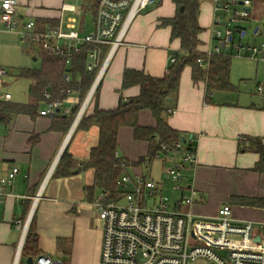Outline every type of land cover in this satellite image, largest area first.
I'll use <instances>...</instances> for the list:
<instances>
[{
  "label": "crops",
  "instance_id": "1",
  "mask_svg": "<svg viewBox=\"0 0 264 264\" xmlns=\"http://www.w3.org/2000/svg\"><path fill=\"white\" fill-rule=\"evenodd\" d=\"M28 1L19 0L21 12H25L23 8ZM213 3V0H204L200 7L198 18L203 29L200 36L203 46L199 48L203 52L215 46L210 39ZM61 8L36 13L31 9L27 11L48 24L58 21ZM175 14L172 0H162L161 4L153 5L136 17L124 46L112 57L84 113L86 117L92 116L97 109L115 110L121 100L139 96L138 86L122 89L125 70L143 71L155 78L168 73L171 60L181 46L178 40H171V31L161 26V20L173 18ZM262 15L264 0H253L249 18L237 26L241 37L246 32L243 26L252 20L257 21ZM77 18L85 23L83 34L93 31L90 14ZM260 33V29H256L255 34ZM232 73V90L208 94L205 83L194 82L192 69L186 67L180 80V92L170 106L175 113L167 120L169 126L180 134L179 149L167 151L165 146L163 150L166 152L158 155L156 163L138 164L147 157L149 143L136 141L132 129L122 128L118 134L117 156L130 163L123 170L124 175L132 179H150L164 194L165 182L155 181L144 173H165V180L171 181L167 178L168 169L178 164L183 155L192 153L194 162L184 165L181 170V190L176 192L174 184L171 187L175 193L169 197L170 207L174 209L184 197H191L193 203L180 209L191 212L197 219L214 220L219 210L228 205L235 222L264 225V95L258 90L256 95L241 92L243 87L232 83ZM77 98L78 95L71 93L54 118L40 115L48 104L44 102L33 116L24 113L13 116L6 123L0 122V178L13 168L19 170L0 203V264L14 263L23 236L16 223L27 221L29 227L33 222L39 236V255L51 257L55 264H99L102 236L99 234L100 239L95 238L92 212H98L95 204L104 193L94 188V172L78 169L68 178L55 173L57 160L66 150L72 159L78 161L81 169L83 162L89 159L91 148L98 144L100 133L97 127L79 129L82 118L75 124L86 97L79 104ZM10 102H14L13 98ZM29 103L30 98L24 105ZM77 105V114L68 130L62 131V125L56 121H67ZM138 124L156 127L149 111L140 113ZM94 243L97 248L91 258L89 251L93 250ZM21 264H26L23 257Z\"/></svg>",
  "mask_w": 264,
  "mask_h": 264
},
{
  "label": "built area",
  "instance_id": "2",
  "mask_svg": "<svg viewBox=\"0 0 264 264\" xmlns=\"http://www.w3.org/2000/svg\"><path fill=\"white\" fill-rule=\"evenodd\" d=\"M84 1L78 8L63 5L58 21L46 24L28 11L21 12L19 0H0V33L17 36L24 51L69 59L82 47H89L86 70L90 73L96 71V75L77 114L76 125L95 95L115 52L124 46L129 28L136 17L157 4L156 0ZM213 2L210 39L215 46L205 52L207 57L230 56V53H234L264 61V44L246 48L235 42L236 34L241 36L242 33L233 26L249 18L253 0ZM68 13L75 17L90 14L93 18V31L83 34V20L78 21L75 17L65 20L64 16ZM33 56L37 58L36 54ZM174 61L172 59L171 63ZM198 63L206 68L209 66L204 60ZM6 75L5 69L0 67V104L12 100V95L3 91ZM64 79L67 83L72 82L69 74ZM257 90L264 95L262 86ZM67 93L71 94L70 91ZM44 98L48 104L40 115L57 117L64 102L52 100L49 92L44 93ZM169 112L175 113L173 110ZM179 147L177 143L175 148ZM193 162L194 155L188 152L178 164L168 169L167 178L173 181L176 192L181 190L182 168ZM18 174L19 170L13 168L0 178V203L3 202L6 188L13 185ZM117 186L121 191L120 199L108 201L103 194L95 204L99 220L103 223L99 264H189L198 260H204L207 264H264V225L250 221L235 222L230 206L224 205L214 220H201L191 212L180 209L193 203L191 197H184L178 207L172 209L169 197L150 179H132L123 175L117 181ZM38 200L39 197L35 199V206ZM16 225L23 236L13 264H21L29 221L24 224L17 222ZM257 238H260L258 242ZM33 264L55 262L49 256L39 255L34 258Z\"/></svg>",
  "mask_w": 264,
  "mask_h": 264
},
{
  "label": "trees",
  "instance_id": "3",
  "mask_svg": "<svg viewBox=\"0 0 264 264\" xmlns=\"http://www.w3.org/2000/svg\"><path fill=\"white\" fill-rule=\"evenodd\" d=\"M161 4L162 0H156ZM204 0H172L176 7L173 18L161 20V26L169 28L171 40H178L180 51L173 58L174 63L168 73L162 78H155L143 71L125 70L123 74L122 89L138 86L139 96L121 100L117 109L102 111L97 109L92 116L82 117L78 128L88 129L97 127L99 139L96 147L91 148L88 161L83 162L82 168L78 161L72 159L67 150L62 154L55 169L56 175L68 178L76 170H92L94 172V188L100 189L108 201H117L121 197V191L117 181L124 175L123 170L130 166L128 161L117 156L118 134L122 128L133 130L136 141L149 143V153L138 164H150L156 157L166 150H177L175 145L180 140V134L168 124L171 102L177 98L180 92V80L186 67L192 69L194 82H204L208 94L233 89L230 76L232 69V57L213 55L210 58L200 50L203 46L200 39L203 29L199 24L201 3ZM89 47H82L69 59L41 54V70H20L18 77L31 82L29 88L30 103L27 105L8 102L0 104V122L6 123L13 116L29 113L32 116L46 101L44 93L49 92L52 100L66 101L70 94L78 95V104L86 97L94 81L96 71L87 72V54ZM67 60L69 63H67ZM199 60L208 62L209 66L198 63ZM71 76L72 82L67 83L65 75ZM80 79V81H78ZM171 100V101H170ZM79 105L71 111L67 121L57 120L61 124L60 129L67 131L72 119L77 114ZM142 111H149L156 122L155 128L141 127L138 118ZM264 153V149L262 150ZM39 236L32 222L30 225L23 250L22 257L27 260L30 257L39 256Z\"/></svg>",
  "mask_w": 264,
  "mask_h": 264
},
{
  "label": "rangeland",
  "instance_id": "4",
  "mask_svg": "<svg viewBox=\"0 0 264 264\" xmlns=\"http://www.w3.org/2000/svg\"><path fill=\"white\" fill-rule=\"evenodd\" d=\"M84 0H29L24 11L29 9L36 11L46 10V9H60L63 4L74 6L78 8L82 5ZM152 7H149L150 9ZM146 9V10H148ZM143 11L141 14L146 12ZM140 14V15H141ZM75 17L72 14H65L64 19ZM78 19L77 17H75ZM240 24V23H239ZM235 24L233 27H237ZM243 28L246 30L244 36L236 34L235 42L241 44L244 47L260 46L264 44V15L260 17L257 21L252 20L246 23ZM256 29H260V34H255ZM37 55L38 60H33V55ZM31 54L28 51H24L22 44L17 36L10 33H0V67L4 68L7 75L4 78L5 86L3 91L8 92L12 95L14 102L24 104L29 101V88L31 82L27 79H22L18 77L20 70H41L42 68V56L36 52ZM232 57V83L243 87L241 92L255 93L257 91L258 84L264 86V63H257V61L244 56H237L234 53L229 54ZM237 67V71H236ZM249 78L251 80H249ZM244 80V81H243ZM158 160H154L156 163ZM155 171V168H154ZM147 177L155 181L162 180L165 182L164 195L170 197L175 192L172 190L174 183L172 181L165 180V173H144ZM92 228L96 233L97 239L99 234L102 236L103 223L99 220L98 212H92ZM98 234V235H97ZM96 239V240H97ZM102 240V238H101ZM101 244V243H100ZM97 248L96 243H94L93 250L90 249L91 258L95 255V249ZM101 252V245L100 251ZM100 260V255H99ZM189 264H207L204 260L191 261Z\"/></svg>",
  "mask_w": 264,
  "mask_h": 264
},
{
  "label": "water",
  "instance_id": "5",
  "mask_svg": "<svg viewBox=\"0 0 264 264\" xmlns=\"http://www.w3.org/2000/svg\"><path fill=\"white\" fill-rule=\"evenodd\" d=\"M34 61L36 60V59H33ZM61 156V155H60ZM59 159H60V157L58 158V160H57V162L59 161ZM57 162H56V164H57ZM260 240V238H257V242ZM34 263V258L33 257H30V258H28L27 260H26V264H33Z\"/></svg>",
  "mask_w": 264,
  "mask_h": 264
}]
</instances>
